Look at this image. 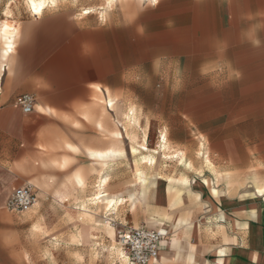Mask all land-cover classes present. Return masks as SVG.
<instances>
[{"label": "crops", "instance_id": "1", "mask_svg": "<svg viewBox=\"0 0 264 264\" xmlns=\"http://www.w3.org/2000/svg\"><path fill=\"white\" fill-rule=\"evenodd\" d=\"M48 3L54 1L46 0L36 15L27 0L30 13L23 10L17 25L0 19V224H15L13 212L25 211L6 209L16 187L29 185L50 195L48 175L61 170L49 166L78 158L70 149L80 148L81 133L82 142L92 133L90 147L109 148L106 131L97 139L95 124L83 117L92 115L93 96L102 93L108 109L114 99L143 101L153 79L175 68L176 20L182 16L190 30L198 31L206 53L216 49L221 68L231 70L222 83L232 85L234 157L231 174L224 175L223 169L221 176L210 178L211 188L205 177L183 184L173 221L147 224L167 230L150 264H264V0H244L242 7L240 0L121 1L115 8H99L98 15L86 9L78 17L44 13ZM2 4L8 7L11 1L0 0ZM223 20L231 23L223 26ZM3 22L13 27L8 45L1 34ZM257 38L260 43L254 45L251 41ZM125 69L131 70L125 74ZM148 80L151 86L143 87ZM163 83L175 81L167 78ZM20 94L33 96L31 112L23 113L15 103ZM114 136L122 142L121 130ZM137 171L138 194L144 200L148 180L145 172ZM152 184L159 193L172 189L167 183ZM100 196L109 206L115 200ZM160 208H145L144 222Z\"/></svg>", "mask_w": 264, "mask_h": 264}, {"label": "rangeland", "instance_id": "2", "mask_svg": "<svg viewBox=\"0 0 264 264\" xmlns=\"http://www.w3.org/2000/svg\"><path fill=\"white\" fill-rule=\"evenodd\" d=\"M4 1H11V5H0V9L4 8L0 19L17 25L23 10L29 11L27 0ZM53 1L44 13L71 17L83 15L86 9L98 15L102 11L99 8H115L121 1L152 3ZM230 23L222 21L223 26ZM188 25V18L177 17L175 68L153 79L152 90L143 93V101L114 99L113 107L108 109L102 93L93 96L92 115L83 117L88 124H95L97 139H102L106 131L111 145L106 149L92 148V133L86 142H82L81 133L80 148L70 149L78 158H64L61 164L49 166L61 170L48 175L46 192L50 195L30 186L35 195L33 206L13 212L15 224H0V264H128L123 256H127L126 248L118 239L121 230L173 221L181 205L176 195L183 194V184L194 178L197 184L198 178L205 177L211 188L210 178L215 180L218 173L221 176L223 169L224 175L231 174L232 140L236 135L232 129V85L222 83L231 70L221 68L222 56L216 49L208 48L206 53L198 31L190 30ZM167 78L175 84L166 86L163 82ZM118 130L122 132V142L114 136ZM108 150L114 151L113 155H90ZM137 169L145 172L148 180L144 200L138 194ZM152 182L167 183L172 189L167 194L159 193ZM57 192L62 195H52ZM101 194L113 197L114 202L109 206ZM151 205L162 207L161 212L153 209L152 216L144 222L142 211Z\"/></svg>", "mask_w": 264, "mask_h": 264}, {"label": "built area", "instance_id": "3", "mask_svg": "<svg viewBox=\"0 0 264 264\" xmlns=\"http://www.w3.org/2000/svg\"><path fill=\"white\" fill-rule=\"evenodd\" d=\"M15 103L23 113L33 109L34 98L30 94L16 96ZM35 203V195L29 185L16 187L7 199L6 207L11 211H22ZM167 236L164 227L153 228L145 224L126 227L118 234L120 243L126 248L130 264H150L158 256L159 243Z\"/></svg>", "mask_w": 264, "mask_h": 264}, {"label": "bare ground", "instance_id": "4", "mask_svg": "<svg viewBox=\"0 0 264 264\" xmlns=\"http://www.w3.org/2000/svg\"><path fill=\"white\" fill-rule=\"evenodd\" d=\"M30 1V9L33 13H39L41 12L42 8L45 6L46 0H29ZM101 7V6H100ZM99 10V9H98ZM89 11V10H88ZM13 27L10 23L8 22H3L2 26H1V34H2V38H3V43L5 45H8V41L10 39V35L12 33ZM110 105V104H109ZM113 107V106H112ZM130 112V111H129ZM121 117V116H120ZM160 137L164 138V134L162 132H160ZM165 139V138H164ZM161 140V139H160ZM145 142V141H144ZM164 142V141H163ZM146 145V144H144ZM164 150V149H163ZM146 160H150L148 157L145 158ZM145 160V161H146ZM153 162V160H152ZM139 170V169H138ZM139 174L140 172L137 171V175H138V186L140 187V179H139ZM135 175V174H134ZM107 179V178H106ZM182 179V178H181ZM104 181V180H103ZM135 181V180H134ZM146 181V180H145ZM141 188V187H140ZM148 188V187H147ZM174 189V188H173ZM215 189V188H214ZM260 190V189H259ZM262 190V189H261ZM261 192V191H259ZM139 193V192H138ZM104 198V197H103ZM107 198V197H106ZM113 198V197H112ZM113 199L109 200V203L112 202ZM125 257V256H124ZM127 257V256H126ZM125 259V258H124Z\"/></svg>", "mask_w": 264, "mask_h": 264}, {"label": "clouds", "instance_id": "5", "mask_svg": "<svg viewBox=\"0 0 264 264\" xmlns=\"http://www.w3.org/2000/svg\"><path fill=\"white\" fill-rule=\"evenodd\" d=\"M254 45H258L260 43L259 39H254L251 41ZM131 69H125V74H127L128 71H130ZM143 87L148 88L151 86L150 80L146 81L143 85Z\"/></svg>", "mask_w": 264, "mask_h": 264}, {"label": "snow or ice", "instance_id": "6", "mask_svg": "<svg viewBox=\"0 0 264 264\" xmlns=\"http://www.w3.org/2000/svg\"><path fill=\"white\" fill-rule=\"evenodd\" d=\"M153 3L156 2V0H152ZM244 3V0H240V6L242 7ZM261 195H264V193H260Z\"/></svg>", "mask_w": 264, "mask_h": 264}]
</instances>
